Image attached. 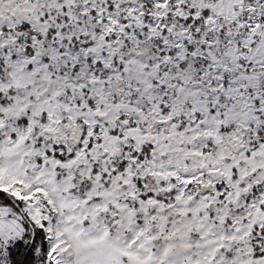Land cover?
<instances>
[{
  "label": "snow or ice",
  "instance_id": "6c2138e0",
  "mask_svg": "<svg viewBox=\"0 0 264 264\" xmlns=\"http://www.w3.org/2000/svg\"><path fill=\"white\" fill-rule=\"evenodd\" d=\"M0 264H264V0H0Z\"/></svg>",
  "mask_w": 264,
  "mask_h": 264
}]
</instances>
